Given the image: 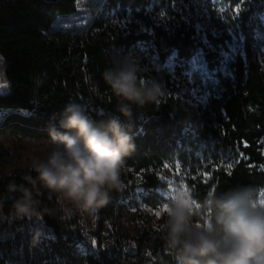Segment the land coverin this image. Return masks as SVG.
Segmentation results:
<instances>
[{"label": "trees", "instance_id": "obj_1", "mask_svg": "<svg viewBox=\"0 0 264 264\" xmlns=\"http://www.w3.org/2000/svg\"><path fill=\"white\" fill-rule=\"evenodd\" d=\"M195 1H99L104 13L128 23L129 33L116 34L96 18L98 40L91 32L53 31L59 17L77 13L78 0H0L1 74L8 87L7 93H0V135L50 140L51 126L63 131L61 113L69 101L85 105L97 125L118 118L135 150L124 162L123 191L112 193L109 203L98 210L103 216L123 200L136 205L139 198L147 207L160 208L164 202L160 174L167 164H179L197 202L209 191L242 184L263 190L264 60L258 49L264 46V0H215L231 11L241 7L225 22L218 18V28L243 37L242 52L231 58L218 52L231 41L225 32L220 37L208 34L216 49L212 51L185 20H173L165 27L151 19L152 14L171 12L176 6L188 11ZM141 23L148 32L137 30ZM145 49L153 53L156 65L147 61ZM200 50L210 70L206 80L193 63ZM129 54L149 66L146 78L161 83L164 95L155 104L132 105V115L126 117L118 111L120 101L105 85L102 73L114 57ZM203 83L205 101L186 96L192 86L204 87ZM10 157L0 140V264H111L115 246L135 257L147 250L152 259L146 264H176L163 231L137 228L132 237L111 232L114 246L95 245L48 211L43 204L48 191L39 183L28 185L19 174H5ZM30 174L36 176L34 171ZM136 174L142 177L138 186L131 183ZM12 183L33 190L39 216L13 215V202L21 193L9 190ZM101 234V230L94 233L98 239Z\"/></svg>", "mask_w": 264, "mask_h": 264}, {"label": "clouds", "instance_id": "obj_2", "mask_svg": "<svg viewBox=\"0 0 264 264\" xmlns=\"http://www.w3.org/2000/svg\"><path fill=\"white\" fill-rule=\"evenodd\" d=\"M143 73L131 54L114 57L102 73L126 117H131L132 105L155 104L164 95L162 84ZM61 116L63 131L54 125L48 129L55 147L45 159H33L22 179L32 186L39 183L50 197L56 195L63 211L91 217L109 203L112 193L123 191L124 162L135 144L118 118L97 125L83 104L69 101ZM8 187L21 193L13 202L15 217L40 215L31 188L15 183ZM262 199L258 187L242 184L209 191L197 202L178 183L157 230L163 231L176 264H264Z\"/></svg>", "mask_w": 264, "mask_h": 264}, {"label": "rangeland", "instance_id": "obj_3", "mask_svg": "<svg viewBox=\"0 0 264 264\" xmlns=\"http://www.w3.org/2000/svg\"><path fill=\"white\" fill-rule=\"evenodd\" d=\"M103 0H78L77 13L70 16H61L53 27L54 30H66L71 29L77 34H86L91 32L92 35L98 38V30L94 27V19H99L104 24V28H112L116 34L127 35L129 33L128 23L119 18L107 15L103 4H98ZM215 0H196L193 6L188 11L182 10L180 7H174L171 12L164 11L160 14L151 15V19L157 25L168 27L169 23L176 19L185 20L188 24H191L197 36L207 44L208 48L212 51H216L213 45L209 42L208 34L214 37H220L222 33H226L231 37V41H228L226 45H221L218 51L221 56L225 58H231L232 56L242 52L241 42L243 37L240 33H234L231 29L218 28V18L225 22L228 17L233 18L237 14L241 7L237 6L232 11L222 6V4L215 2ZM212 7H215L216 14L211 12ZM173 12V13H172ZM102 13V15H101ZM215 17L216 19H213ZM139 32H148V28L144 24H140L137 29ZM100 38H98L99 40ZM146 50V49H145ZM147 61L152 65H156V59L152 52L146 50ZM258 57L260 60H264V46L258 49ZM139 64L144 69V77L150 71L149 66L144 64L142 60L138 59ZM195 68L199 69L200 74L206 80L210 78V70L204 59V52L202 50L195 56L193 60ZM172 63H168V67L171 70ZM224 74H228V69L222 67ZM204 84V83H203ZM205 85V84H204ZM206 85L204 87H193L190 93L183 91L184 94L190 99L205 101L208 94H206ZM8 92L7 85L2 80L1 74V59H0V93L4 94ZM2 113H0V116ZM0 140L11 151L10 159L4 164V171L7 176L12 174H19L21 176L29 173L30 164L33 159H45L48 153L55 147L50 143V140H36V139H20L14 137L8 133L0 135ZM186 174L183 173L179 164H167L164 170L160 174V180L162 186L159 188L160 193L164 198L163 204L158 209L147 207L140 199H137V204L130 203L128 200L121 201V206H117L113 213L107 212L105 216L96 212L95 215L89 217L87 215H81L79 212L63 211L57 201L56 195L52 194L50 197L49 192L43 195V204L48 211L59 219L60 222H65L69 228L80 232L83 236L93 241L96 245L114 246L113 240L110 237V233L119 232L121 235L132 237L136 234L137 228L146 229L151 233L156 232L160 222L163 221L165 213H161L159 217L156 216V212L160 211L163 205H167L169 198L174 194L175 186L179 183L183 185L184 190L190 195V190L185 183ZM123 182V181H122ZM142 182V177L138 174L134 175V179L131 182L135 186H138ZM124 185V184H123ZM141 189L137 187L136 193ZM264 193V189L260 191ZM195 201V200H194ZM101 230V238H97L94 233ZM24 232V227L21 228ZM24 241V240H23ZM111 252V264H146L150 262L152 256L150 253L142 249L141 256H133L127 254L122 248L115 246Z\"/></svg>", "mask_w": 264, "mask_h": 264}, {"label": "snow or ice", "instance_id": "obj_4", "mask_svg": "<svg viewBox=\"0 0 264 264\" xmlns=\"http://www.w3.org/2000/svg\"><path fill=\"white\" fill-rule=\"evenodd\" d=\"M231 167V165H229V168ZM261 197H264V193H261ZM261 204L264 205V199L261 200ZM167 211V207L165 205H163L162 209L160 211H157L155 214L157 217H159L161 215V213H165Z\"/></svg>", "mask_w": 264, "mask_h": 264}]
</instances>
